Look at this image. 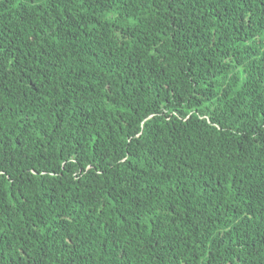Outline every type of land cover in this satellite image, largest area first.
Instances as JSON below:
<instances>
[{"label":"trees","instance_id":"1","mask_svg":"<svg viewBox=\"0 0 264 264\" xmlns=\"http://www.w3.org/2000/svg\"><path fill=\"white\" fill-rule=\"evenodd\" d=\"M0 264H264V0H0Z\"/></svg>","mask_w":264,"mask_h":264}]
</instances>
